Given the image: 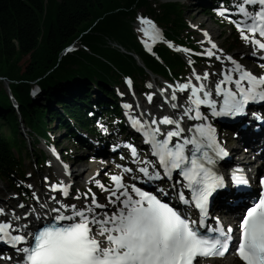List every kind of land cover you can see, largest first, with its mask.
<instances>
[{
	"label": "snow or ice",
	"instance_id": "snow-or-ice-1",
	"mask_svg": "<svg viewBox=\"0 0 264 264\" xmlns=\"http://www.w3.org/2000/svg\"><path fill=\"white\" fill-rule=\"evenodd\" d=\"M233 10L237 14L235 19L226 15ZM218 15L235 26L240 39L249 45L252 56L264 59V0H233L231 6L221 7ZM138 20L144 25L140 29L144 36L153 42L160 39V31L150 19L141 16ZM204 36L208 38L207 32ZM208 42L211 47L199 55L230 62L231 66L225 63L222 72L215 73L220 77L217 80L210 81L207 70L202 74L193 70L199 83L188 80L168 85L173 89L171 108L183 107L179 118L157 117L151 113L147 119L141 118L143 114L128 115L132 127L142 132L144 143L150 145L151 155L156 158L139 160L137 171L143 177L133 176L132 179H143L155 191L126 182L125 174L132 173L133 169L117 165L118 174L105 173L110 184L93 180L101 192L106 193L105 203L98 202L97 194L89 188L82 194L77 190L75 199H84L83 205L66 203L50 195L54 206L40 205L47 211L37 213L29 209L17 215L15 209L0 207V242L15 249L17 264H199V258L223 257L230 249H234L241 264H264V177L259 180L258 196L248 191L241 193V198H235L234 192L218 191L227 185L225 177L215 170V164L229 153L219 142L216 128L207 122L208 117L201 111V106H206L213 118L246 115L250 102H264V74L254 75L210 39ZM145 46H148L147 41ZM186 90L185 107L175 101L177 91ZM164 92L165 89H160L161 95ZM146 96L152 103L153 94ZM168 100L165 96V101ZM252 115L261 119L255 112ZM185 117L200 122L183 127ZM162 125L174 127L164 130ZM103 131L107 133L108 129L103 128ZM123 146L130 150L136 162L137 148L131 143ZM118 147L120 145H115L114 150ZM53 152L55 154V149ZM64 169L70 174L68 165H64ZM177 175L180 179H175ZM164 179L170 183L166 187L159 186ZM231 183L237 189L250 188L249 179L238 166L231 172ZM49 187L71 198L70 183L59 181L50 183ZM214 193L224 195L225 199L235 198L231 206L239 210L238 231H234L232 225L225 228L219 217L212 218L215 226L207 224L210 197ZM33 196L36 198L35 193ZM17 207L23 210L26 205L18 203ZM193 210L198 211V219H193Z\"/></svg>",
	"mask_w": 264,
	"mask_h": 264
},
{
	"label": "trees",
	"instance_id": "trees-1",
	"mask_svg": "<svg viewBox=\"0 0 264 264\" xmlns=\"http://www.w3.org/2000/svg\"><path fill=\"white\" fill-rule=\"evenodd\" d=\"M138 8H145L164 23L169 37L181 42L184 36L188 37L180 36L179 31L188 25L175 4L161 5L157 12L149 0H0V75L12 80L26 127L45 137L47 123L53 121L66 132L70 130L69 120L87 129L92 121L87 112L94 114L88 109L92 106L88 88L92 89L93 83L98 91L112 96L107 84L120 80L122 73L145 74L132 57L118 52L108 41L139 53L148 67L164 76H168L167 68L174 72L177 67H184L177 54L168 56L166 50H157L166 61L162 66L140 50L131 23ZM48 17L52 19L43 33L42 26ZM77 37L79 44L71 53L62 54ZM22 59L25 63L20 66ZM36 79L44 91L41 101L55 103L56 108L47 109L30 99L29 81ZM0 103V179L14 185L12 181L22 174L23 166L18 145L25 144L18 138L17 119L1 87ZM103 106L108 114L118 113L117 107L108 101Z\"/></svg>",
	"mask_w": 264,
	"mask_h": 264
},
{
	"label": "rangeland",
	"instance_id": "rangeland-1",
	"mask_svg": "<svg viewBox=\"0 0 264 264\" xmlns=\"http://www.w3.org/2000/svg\"><path fill=\"white\" fill-rule=\"evenodd\" d=\"M154 1H156V2H158V3H162V2H164V0H154ZM166 1V0H165ZM190 3H193V1H190L188 4L190 5V6H187V5H185V4H181V6H182V8H183V10H184V13H185V17H186V19L189 21V23H190V28H189V30L191 31V32H193L194 34H196L197 35V37H198V39L201 41V46H202V49L203 48H206V47H208L207 46V42L206 41H204L206 38H205V36H204V33L205 32H208V33H210L214 38H212V39H216V41H214L216 44H217V42L218 43H220L221 44V46H220V48L219 49H223V51H224V53L225 54H228V55H232L233 56V58H236V59H240L241 60V62H243V63H245L246 61H251L252 62V60H250L249 58H247L245 55H244V53H242V52H244V43H243V41L240 39V37H239V33H238V31L237 30H235V31H231V28H229V26H227V27H225V28H222V26L221 27H219L218 25H216L214 22H213V18H217L218 20L220 19V15H218V10H216V11H214V13H213V15H214V17H212V18H210V17H208L207 15H205L203 12H201V11H199V10H201V8L200 7H198V6H194V5H192V4H190ZM51 19L52 18H46L45 20H44V25L42 26V30H43V33H46L47 32V29H48V26H49V22L51 21ZM47 20V21H46ZM221 20H226V22H228L229 20L228 19H226V18H224V16H221ZM139 22V20L136 22V24ZM228 25V24H227ZM207 30V31H206ZM226 33V34H225ZM228 33H229V35H228ZM226 35H228V37H226ZM237 40L238 41V43L237 44H234L235 46H234V49L232 50L231 48H229V49H227V47H228V45L230 44V42H232V41H234V40ZM232 50V51H231ZM239 52L240 53H242V54H239ZM219 62L220 61H217L214 57H212V61L210 62V65L209 66H207V67H205V66H203V65H197V67H194V68H198L200 71H202V72H204V71H208L209 73H216V72H218V67H219ZM24 59H22L20 62H19V65L20 66H22V65H24ZM230 64V63H229ZM222 67V66H221ZM152 78H154L155 80L153 81L152 79H150V82H149V84L150 85H153V83H156V82H163L162 81V79L161 78H159V77H155V76H152ZM191 78H192V74H191V71L188 73V75H187V77L185 78V79H187V80H191ZM165 84H167V85H171L170 83H169V81H165L164 82ZM174 84V83H173ZM121 91V92H123V86H122V84L120 85V87H118V89H117V91ZM131 91H132V89H131ZM54 105V104H53ZM52 105V106H53ZM104 128H107L108 129V131L109 130H111L112 129V127L111 126H109V127H107V126H105ZM19 130H20V132H21V134H22V138L23 139H26V144L28 145L29 144V142H30V138L29 137H27L26 136V128L23 126V124H20V126H19ZM4 131H5V133H7V130H6V128H4ZM107 131V132H108ZM63 132L61 131V130H58L57 128H55V129H53V131L51 132V134H52V137L56 140L59 136V138H58V141H57V143H58V149H60V150H63L64 149V147H65V144H66V138H65V136L64 135H61ZM103 133L104 134H106L104 131H103ZM229 136H230V133H229ZM116 137V136H115ZM105 142L106 141H103V143L105 144ZM66 146L67 147H69L70 149H72L73 147H75V144H74V142H71V143H67L66 144ZM41 147H44L43 146V144H42V142H40V144H37V146L35 147L36 149L35 150H31V151H29V153L28 154H25V160H26V167H27V169H28V175H27V177H26V179H28V180H30L31 182H34L35 184L37 183V182H39L38 184H40V186H42V190H43V192L45 193V190H44V185L45 184H43V182L41 181V176H40V173L39 172H41L44 168H45V166H43V167H39V166H36V164L33 162V163H30V159H32V158H34V154L35 153H37L38 151L37 150H40V149H42ZM45 148V147H44ZM243 153H244V151H242V150H240V154L241 155H243ZM44 154H45V156L47 157V155H46V152L44 151ZM70 154H72V152L70 151ZM90 162H92V160H89V161H86V162H83V163H87L88 164V166H89V163ZM101 162V161H100ZM103 162V161H102ZM48 163L49 162H47V164L46 165H48ZM105 165H108L107 164V162H105V160H104V162H103ZM115 165V164H114ZM85 167H87V166H85ZM111 167V168H110ZM113 168H114V166H112V165H110V166H106L105 167V172H102V174H104V176H105V173H107L108 171H112L113 170ZM49 172V174L51 175V178H53V176H52V172L50 173V171H48ZM85 173H86V171H85ZM114 173L116 174V171H114ZM30 174V175H29ZM38 176H39V178H38ZM83 177V175L80 177V178H82ZM41 178V179H40ZM126 179H128L127 177H126ZM53 180V179H52ZM103 180H105V178L104 179H102L101 181H103ZM129 180V179H128ZM107 183H109L110 184V182H107ZM87 184H89V183H87ZM91 184H94L93 182L91 183ZM29 185H31V187L33 186L31 183H28L27 184V186H28V188H30L29 187ZM77 185V184H76ZM81 185H85V184H80V185H77V186H81ZM88 187H90L91 188V190H93L92 192L93 193H96L95 191H94V188H93V186H91V185H88ZM0 197H7V195H10V196H12L13 198L14 197H17V195L13 192V190L7 185V183H2L1 181H0ZM80 189L81 190H85V187H80ZM74 191V190H73ZM101 191V190H100ZM97 194V193H96ZM103 194V193H102ZM76 195H77V192L76 193H74L72 196H73V198H75L76 197ZM97 196H98V194H97ZM10 200H8V202H9ZM105 202V201H104ZM10 203V202H9ZM14 203V206H15V203H16V201H14L13 202ZM17 203H19V202H17ZM69 203H73V200H71V202H69ZM229 216V215H228ZM227 216V218H229ZM215 264H221V263H217V262H215ZM236 264V263H235Z\"/></svg>",
	"mask_w": 264,
	"mask_h": 264
},
{
	"label": "bare ground",
	"instance_id": "bare-ground-1",
	"mask_svg": "<svg viewBox=\"0 0 264 264\" xmlns=\"http://www.w3.org/2000/svg\"><path fill=\"white\" fill-rule=\"evenodd\" d=\"M190 1H188V2H190ZM188 2L185 5L190 6L188 4ZM193 2L198 4V1H193ZM192 5H194V4H192ZM210 36L213 37L211 34H210ZM243 46H244V48H243L244 49V52H242V53L247 54L249 56V54H251L249 45H245L244 44ZM242 53L239 52V54H242ZM220 62L222 63V65H221L222 68H224V64L226 62H222V61H220ZM245 64H247V63H245ZM256 68H258V66H255V69ZM217 78L218 77L215 75V73H211L210 74V77H209V80L210 81L211 80H217ZM168 92H169V95H170L171 94L170 90H168ZM176 102H183V103H186L187 102V93H186V91L183 92V93H178L177 94V101ZM169 113L172 114V115H175V114H177V111L176 110H170ZM158 115L162 116L163 114H158ZM255 125L262 126L264 124L257 123ZM240 133H242V132H240ZM243 135H244V133H243ZM250 136L251 137H255V136H258V135L256 133H250ZM238 138L242 142H244V139H243V136L242 135H239ZM225 139L228 140V143H234L233 149L229 153V156H228V159H227V163H237L238 165H249L250 163H252L254 161V157L260 155V153H261V151H260L257 154L258 149H256V148L254 149V147H259V145H256V144H248L247 143V146L246 147H243V145L240 142L238 144H235L236 143L235 142V139L236 138H233L231 136H227V138H225ZM258 139L260 140L261 138L258 137ZM240 150L244 151L243 155L240 154ZM263 152H264V150H263ZM263 152H262L261 155H263ZM90 160H92V162L89 163V166L87 165V167H85L86 173L84 172L85 175L83 176V178H80L81 177V175H80V177L78 178L79 181L77 182V185H80V184H85L86 185L87 183H92L94 179H100V180H102L104 178H105V180H103V182H110V180H108V181L106 180V176H104V174H102V172H105V170H106L105 167L106 166H110V165L114 166V165L111 164V162H107L108 165H105L103 163L104 160H105L104 158L101 160V162H100L99 159H90ZM82 162H86V160L85 161H82ZM76 163H80V162H76ZM253 164H255V162H253ZM48 171L49 170H47V177H48V180L50 181V183H54V182H51L53 180H55V181L62 180L61 174L59 172H57V171L52 172L53 178H51V175L49 174ZM114 171H116V174H118L120 172L119 170L113 168L112 171H108L107 173H111V172H114ZM97 173H98V175H97ZM41 178H42V176H41ZM41 181H42V179H41ZM125 181L128 182V183H132L130 179L129 180L126 179V175H125ZM42 182H43V184H45L43 186L44 187V190H45V193L43 192V190H42L43 188H42V186H40V184H37V186L39 187V189L38 190L33 189V192H32V193H35V195L37 196V198L40 199V200L41 199L42 200L47 199V198H49L50 195H53V193L51 192L50 187L48 188V185L49 184L46 181H42ZM107 184H109V183H107ZM230 189H231V187H227L226 189H224L222 191V193L231 192ZM238 195H239L238 198H241V193H239ZM105 196H106V194H105ZM222 196H223L222 201L225 204H227L228 207L232 208L231 210L232 211H235L234 213H239V210H234L233 207L231 206V204L233 203L234 199L229 198V197H227V199H225L224 195H222ZM1 199H5V198H1ZM8 200H10L9 201L10 203L8 202ZM14 201H15V199L12 196H10L5 201V204H7L9 208H14L15 206L17 207V204L18 203H15V206H14V203H13ZM73 203H76V204H79V205H83L84 204V199L77 200V201L74 200ZM18 209L21 210L20 208H18ZM219 216L223 217L227 222H232L235 219L232 216V214H228V213H226L224 211H223V214H219ZM227 216L229 218H227ZM1 262H4V261L1 260ZM215 262L221 263V264H235V263L236 264H241V262L239 261V259H237L234 256V254H229V255L221 258V259H215V260L210 261V263H212V264H215ZM11 264H16L15 260L11 261Z\"/></svg>",
	"mask_w": 264,
	"mask_h": 264
}]
</instances>
